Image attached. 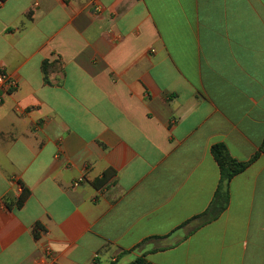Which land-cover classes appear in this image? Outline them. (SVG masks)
<instances>
[{"label": "crops", "instance_id": "crops-1", "mask_svg": "<svg viewBox=\"0 0 264 264\" xmlns=\"http://www.w3.org/2000/svg\"><path fill=\"white\" fill-rule=\"evenodd\" d=\"M0 69V264H264V152L195 218L264 143V0H0Z\"/></svg>", "mask_w": 264, "mask_h": 264}, {"label": "trees", "instance_id": "trees-1", "mask_svg": "<svg viewBox=\"0 0 264 264\" xmlns=\"http://www.w3.org/2000/svg\"><path fill=\"white\" fill-rule=\"evenodd\" d=\"M210 152L219 168V182L208 209L204 211V213L195 217H207L205 221L215 219L226 209L229 201V182L234 176L243 172L254 160H256L261 152H264V143H262L260 149L247 162H240L233 159L229 155L225 145L221 143L212 145ZM29 193L28 189L23 188L15 202L6 203V205L8 207H12V205L17 208L21 207L28 198ZM34 233L37 236L36 232Z\"/></svg>", "mask_w": 264, "mask_h": 264}, {"label": "built area", "instance_id": "built-area-1", "mask_svg": "<svg viewBox=\"0 0 264 264\" xmlns=\"http://www.w3.org/2000/svg\"><path fill=\"white\" fill-rule=\"evenodd\" d=\"M0 86L3 88L4 91L9 92L11 90H15L17 88V83L14 79L7 76L2 69H0ZM84 181L83 177L75 180L72 183L73 187H77L80 183Z\"/></svg>", "mask_w": 264, "mask_h": 264}]
</instances>
